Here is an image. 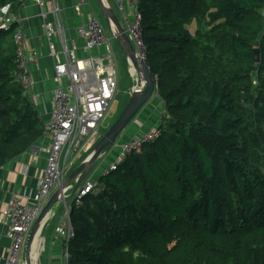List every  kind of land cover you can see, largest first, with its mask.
<instances>
[{"label":"trees","instance_id":"1","mask_svg":"<svg viewBox=\"0 0 264 264\" xmlns=\"http://www.w3.org/2000/svg\"><path fill=\"white\" fill-rule=\"evenodd\" d=\"M20 3L0 0V10ZM263 9L139 0L167 115L159 138L101 175L80 205L71 199L68 264H264ZM19 26L0 29V168L45 132L16 74Z\"/></svg>","mask_w":264,"mask_h":264},{"label":"built area","instance_id":"2","mask_svg":"<svg viewBox=\"0 0 264 264\" xmlns=\"http://www.w3.org/2000/svg\"><path fill=\"white\" fill-rule=\"evenodd\" d=\"M33 1L45 8L46 3L43 0ZM114 1L122 17L123 28L138 56L147 63L141 26L142 16L138 10L139 0ZM78 2L80 6L86 3L85 0H78ZM49 15L52 21H47ZM41 16L45 20V31L55 59L54 71L57 84L52 91V117L45 126V134L50 141L46 148L47 164L44 175L40 179L39 188L37 192L29 196L28 202H23L16 195H12L7 207L2 211L8 224L7 237L10 240L5 264H26L25 245L35 221L52 192L63 182L67 170L72 168L76 160L82 156L81 153L88 152L99 140L100 125L107 119L119 89V62L112 43L115 34L111 24L109 25L111 37H108L98 18L93 13L88 15L87 21L78 26L77 35L84 40L83 49L89 54L86 57H79L76 46L70 48L67 44L66 23L58 0H51L49 9L44 10ZM16 21L20 23L12 12L11 4L0 10V29L8 30ZM54 37L59 39V51L56 49V44L52 42ZM15 40L17 77L25 94L33 104H37L38 96L32 94L36 80L31 75L30 65L37 61L38 55L25 48V35L21 28L15 34ZM94 49H103V51L95 55L92 54ZM159 136V128L155 127L129 142L116 143L118 154L103 175L116 170L132 153L142 152L146 144L153 143ZM97 184V181L87 178L72 197L76 205H80L87 194L94 192ZM67 194L69 191L65 193ZM67 203H63L65 206L63 222L56 228V233L64 238L66 245L63 264L69 263L68 245L74 237L70 218L71 206L69 207Z\"/></svg>","mask_w":264,"mask_h":264},{"label":"crops","instance_id":"3","mask_svg":"<svg viewBox=\"0 0 264 264\" xmlns=\"http://www.w3.org/2000/svg\"><path fill=\"white\" fill-rule=\"evenodd\" d=\"M43 1L46 3L45 8L40 7L33 0L20 1L21 3L14 14L20 21L19 28H21L25 35V48L36 52L38 55L37 61L30 65L31 75L36 80V86L33 88L32 94L38 96L37 104L34 105L46 126L52 117V91L57 84L54 71L55 59L52 56L50 43L45 31V20L41 16L44 10L49 9L51 0ZM106 1L108 6L112 8V5H114L115 9H117L114 0H112V4L109 0ZM85 2L84 6H80L78 0H58L66 23L65 38L67 39V44L70 48L76 46L79 57H86L89 54L83 49L85 45L84 40L77 35L78 26L85 23L88 15L92 13L90 5H88L86 0ZM47 21H52L50 15L47 17ZM58 40L55 37L52 40L56 44L57 51L60 50ZM101 51L103 49H94L92 54L98 55ZM166 115L163 102L158 93H155L136 116L133 123L122 133V135H125L129 131H134L135 134L129 133V136L123 141L117 140V144L130 141L133 138H138L148 133L151 129L158 127ZM49 142V138L44 132L43 137L29 151L0 168V264H5L10 248V240L7 237L8 224L3 217L2 211L7 207L12 195H16L23 202H28L29 196L37 192L40 179L46 169V148ZM113 148L98 161L91 174L95 171H97V175L99 173L100 176L104 174L106 168H108L109 164L114 161L118 154V148L115 146ZM112 150L114 153L113 158L105 168H102L101 166L105 165L104 160ZM86 153L88 152L85 151L81 155L83 156ZM91 179L96 181L93 177ZM67 204L70 207L72 200L68 201ZM60 206L58 211L61 209ZM62 206L65 211V206L63 204ZM57 214L58 212H53L50 215L38 237L35 239L33 264H38V259L40 264H63V254L66 250V245L64 238L56 233V228L62 224L64 215L62 213L61 217L55 222Z\"/></svg>","mask_w":264,"mask_h":264},{"label":"water","instance_id":"4","mask_svg":"<svg viewBox=\"0 0 264 264\" xmlns=\"http://www.w3.org/2000/svg\"><path fill=\"white\" fill-rule=\"evenodd\" d=\"M96 1L108 24L113 26L114 37L124 51L129 65L133 66L139 74L135 83L136 88H133L128 104L108 132L93 146L87 158L74 169L67 179L63 180L62 184L57 189L54 190L42 209L30 231L25 245L26 264H33L31 249L37 234L41 232L44 223L47 221L46 218L48 219L50 215H52L54 209L58 210L61 204L67 203L72 199L80 185L90 176L98 161L115 146L122 133L150 101L153 95L158 92L156 81L152 78L147 63L138 56L132 41L119 21L116 13L106 4L105 0ZM254 54L256 64L260 63V50L258 48L254 49ZM138 87L140 89H137ZM68 191H70V193L65 195Z\"/></svg>","mask_w":264,"mask_h":264},{"label":"rangeland","instance_id":"5","mask_svg":"<svg viewBox=\"0 0 264 264\" xmlns=\"http://www.w3.org/2000/svg\"><path fill=\"white\" fill-rule=\"evenodd\" d=\"M86 1H87L88 5H90L92 13H94V15L98 18L99 22L103 26L107 36L111 37L110 26H109L107 20L105 19L97 1L96 0H86ZM109 1L111 4L113 3L112 0H109ZM112 8H113L114 12L116 13V15L118 16L119 21L122 22V17L118 13L117 9H115L114 5H112ZM262 15H264V10H262ZM112 43H113L114 50L116 52V56H117L118 62H119V89H118V93L116 95V98H115V100L111 106L110 111H109L107 119L103 123H101V125H100L99 132H100L101 136H103L104 134H106L108 132V130L111 128L113 123L117 120L119 115L122 113V111L124 110V108L128 104V102L130 100V91L135 86V83L137 80L136 77H134L132 75V73L130 71V65H129V63L127 65V63L125 61V58H126L125 53L122 50V48L120 47V45L118 44V42L116 41V39H113ZM129 133L135 134L134 131H129L125 135H121L119 137L118 141H123L124 139H126L129 136ZM113 150H114V148H113ZM113 150L107 155L106 159L104 160L105 165H102L101 166L102 168L103 167L105 168L107 166V164L110 163L111 159L114 156ZM90 151H91V149L86 154L89 155ZM86 154H85V156H86ZM83 156H82V158L79 157L76 160V162H75L76 164L72 170H71V168L69 170H67L65 177H64V180L70 176V174L73 172V170L77 167V164L85 157V156L84 157ZM96 172L97 171L93 172V174L90 175V178L93 177L95 180H97L100 177V173L97 175ZM95 173H96V175H95ZM60 207H61V209L59 211L54 209V212H56V213L58 212L57 218L55 219V222L58 220V218L61 217L62 213H63V215L65 214L64 208H62L63 206L61 205ZM38 264H40L39 259H38Z\"/></svg>","mask_w":264,"mask_h":264},{"label":"bare ground","instance_id":"6","mask_svg":"<svg viewBox=\"0 0 264 264\" xmlns=\"http://www.w3.org/2000/svg\"><path fill=\"white\" fill-rule=\"evenodd\" d=\"M106 1V0H105ZM106 4H107V1H106ZM108 5V4H107ZM131 73H132V75L134 76V77H136V79L138 78V72H137V70L133 67V66H131ZM46 220H47V218H46ZM45 222V221H44ZM38 235H39V233L37 234V236H36V238L38 237ZM35 238V239H36ZM35 242V241H34ZM33 246H34V243H33ZM31 258H32V262H33V247H32V249H31Z\"/></svg>","mask_w":264,"mask_h":264},{"label":"clouds","instance_id":"7","mask_svg":"<svg viewBox=\"0 0 264 264\" xmlns=\"http://www.w3.org/2000/svg\"><path fill=\"white\" fill-rule=\"evenodd\" d=\"M130 67H131V66H130ZM130 71H131V68H130ZM135 86H136V85H135ZM135 86H134V87H135ZM134 87H133V88H134ZM132 90H133V89H132ZM132 90L130 91V94H131ZM101 137H102V136H100V138H101ZM100 138H99V139H100ZM97 142H98V141H97ZM97 142H96V143H97ZM96 143H95V144H96ZM95 144H94V145H95ZM92 148H93V147H92ZM88 178H89V177H88Z\"/></svg>","mask_w":264,"mask_h":264}]
</instances>
